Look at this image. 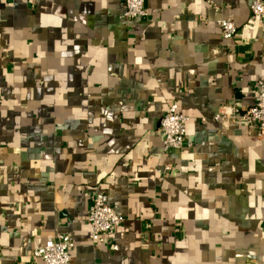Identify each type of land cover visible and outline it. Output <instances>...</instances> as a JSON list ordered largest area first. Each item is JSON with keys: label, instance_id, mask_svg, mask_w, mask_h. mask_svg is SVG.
I'll return each mask as SVG.
<instances>
[{"label": "crops", "instance_id": "0c3cea01", "mask_svg": "<svg viewBox=\"0 0 264 264\" xmlns=\"http://www.w3.org/2000/svg\"><path fill=\"white\" fill-rule=\"evenodd\" d=\"M251 1L0 0V264L56 233L71 264H264V132L213 120L264 82ZM173 103L192 145L164 153ZM97 192L123 221L94 245Z\"/></svg>", "mask_w": 264, "mask_h": 264}, {"label": "built area", "instance_id": "2783aa9c", "mask_svg": "<svg viewBox=\"0 0 264 264\" xmlns=\"http://www.w3.org/2000/svg\"><path fill=\"white\" fill-rule=\"evenodd\" d=\"M121 1L124 7L121 16L124 20L148 18L145 0ZM249 10L251 18L257 23V26L264 29V1L252 0L249 3ZM216 24L224 40L232 38L237 32L236 26L231 20L219 19ZM253 89L255 98L251 106L240 109L234 103H223L213 116V120L224 121L228 124H240L248 131H255L258 136H261L264 132V82L254 83ZM186 120L187 118L176 110L174 103L167 107L159 121V129L163 135L164 153L170 150H183L192 145L185 128ZM170 170L171 168L165 165L155 171L161 174ZM122 221L123 217L102 200V192H97L91 197L86 212L91 244L96 245L104 242L107 237L117 231ZM72 247L73 241L68 234L56 233L46 239L43 244L32 249L29 256L33 261L23 264H71L69 252Z\"/></svg>", "mask_w": 264, "mask_h": 264}, {"label": "trees", "instance_id": "16d2710c", "mask_svg": "<svg viewBox=\"0 0 264 264\" xmlns=\"http://www.w3.org/2000/svg\"><path fill=\"white\" fill-rule=\"evenodd\" d=\"M122 5H123V3H122ZM123 9H124V7H123Z\"/></svg>", "mask_w": 264, "mask_h": 264}, {"label": "rangeland", "instance_id": "374dc122", "mask_svg": "<svg viewBox=\"0 0 264 264\" xmlns=\"http://www.w3.org/2000/svg\"><path fill=\"white\" fill-rule=\"evenodd\" d=\"M112 208V207H111ZM113 209V208H112Z\"/></svg>", "mask_w": 264, "mask_h": 264}]
</instances>
